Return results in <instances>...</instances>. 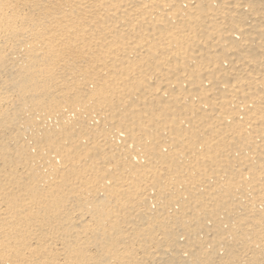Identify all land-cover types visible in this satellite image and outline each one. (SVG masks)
Instances as JSON below:
<instances>
[{
	"label": "bare ground",
	"instance_id": "1",
	"mask_svg": "<svg viewBox=\"0 0 264 264\" xmlns=\"http://www.w3.org/2000/svg\"><path fill=\"white\" fill-rule=\"evenodd\" d=\"M0 264H264V0H0Z\"/></svg>",
	"mask_w": 264,
	"mask_h": 264
}]
</instances>
